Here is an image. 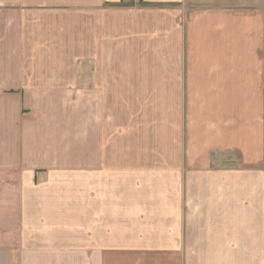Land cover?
Returning <instances> with one entry per match:
<instances>
[{"label":"crops","instance_id":"0c3cea01","mask_svg":"<svg viewBox=\"0 0 264 264\" xmlns=\"http://www.w3.org/2000/svg\"><path fill=\"white\" fill-rule=\"evenodd\" d=\"M241 1L0 0V264H264Z\"/></svg>","mask_w":264,"mask_h":264},{"label":"rangeland","instance_id":"374dc122","mask_svg":"<svg viewBox=\"0 0 264 264\" xmlns=\"http://www.w3.org/2000/svg\"><path fill=\"white\" fill-rule=\"evenodd\" d=\"M234 1H236V0H234ZM241 2H244L243 5L245 7H249V6L253 7V6H257L259 4V2H257V0L256 1H253V0H244V1H241ZM252 2H254V3H252ZM260 2H261L260 3V7H264V0H261ZM230 5H232V4H230Z\"/></svg>","mask_w":264,"mask_h":264},{"label":"built area","instance_id":"2783aa9c","mask_svg":"<svg viewBox=\"0 0 264 264\" xmlns=\"http://www.w3.org/2000/svg\"><path fill=\"white\" fill-rule=\"evenodd\" d=\"M127 1L135 5H139L143 3V0H127Z\"/></svg>","mask_w":264,"mask_h":264}]
</instances>
